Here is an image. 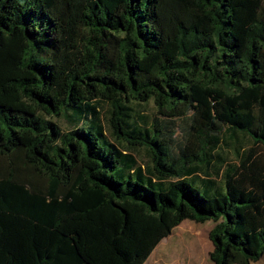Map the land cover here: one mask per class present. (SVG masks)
<instances>
[{
    "label": "trees",
    "instance_id": "16d2710c",
    "mask_svg": "<svg viewBox=\"0 0 264 264\" xmlns=\"http://www.w3.org/2000/svg\"><path fill=\"white\" fill-rule=\"evenodd\" d=\"M184 220L264 255V0H0V264H143Z\"/></svg>",
    "mask_w": 264,
    "mask_h": 264
},
{
    "label": "rangeland",
    "instance_id": "374dc122",
    "mask_svg": "<svg viewBox=\"0 0 264 264\" xmlns=\"http://www.w3.org/2000/svg\"><path fill=\"white\" fill-rule=\"evenodd\" d=\"M132 107L141 115L148 116L146 121L136 119L134 112L133 120L136 119L138 127L150 128L151 118L154 114V105L152 99L142 104H131ZM102 112V118L105 123L106 115L108 113V103L99 105ZM57 123L62 128L69 126L68 122L60 118L56 119ZM176 123H180L179 120ZM175 138L181 139V131L176 130ZM223 140L227 141L220 143L219 148L216 149L221 156L225 157L227 161L234 160L233 146L238 143L239 150L247 148L252 145V141L245 135L238 134V139L235 141L228 133L222 136ZM177 152V149H176ZM137 161L145 166L149 163V156L144 149L132 151ZM214 225L211 220L198 223L193 220H184L176 226L171 234L161 240L155 249L152 251L146 264H212L209 258V252L212 250V244L208 238V232ZM256 264H264V255Z\"/></svg>",
    "mask_w": 264,
    "mask_h": 264
},
{
    "label": "crops",
    "instance_id": "0c3cea01",
    "mask_svg": "<svg viewBox=\"0 0 264 264\" xmlns=\"http://www.w3.org/2000/svg\"><path fill=\"white\" fill-rule=\"evenodd\" d=\"M163 239H164V238H163ZM163 239H162V240H163ZM157 245H158V244H157ZM157 245H156V246H157ZM154 249H155V248H154ZM154 249H153V250H154ZM151 253H152V252H151ZM149 256H150V255H149ZM149 256H148V257H149ZM147 260H148V258L144 261L143 264H146ZM260 260H261V259H260ZM260 260H258L257 262H259ZM257 262H254V263H252V264H256Z\"/></svg>",
    "mask_w": 264,
    "mask_h": 264
}]
</instances>
